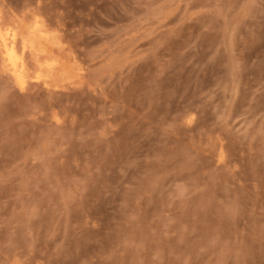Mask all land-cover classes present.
Here are the masks:
<instances>
[{"label":"rangeland","instance_id":"rangeland-1","mask_svg":"<svg viewBox=\"0 0 264 264\" xmlns=\"http://www.w3.org/2000/svg\"><path fill=\"white\" fill-rule=\"evenodd\" d=\"M0 27V264H264V0H0Z\"/></svg>","mask_w":264,"mask_h":264},{"label":"bare ground","instance_id":"bare-ground-1","mask_svg":"<svg viewBox=\"0 0 264 264\" xmlns=\"http://www.w3.org/2000/svg\"><path fill=\"white\" fill-rule=\"evenodd\" d=\"M4 30H6V29H4ZM4 30H2L0 27V47H1L0 49L2 51L1 53H3L4 58L9 63V66H10L14 76L16 78H20L21 72H22L21 71L22 67L16 61L17 60V53H16L15 46H14L15 33L14 32L8 33L6 31L3 33L2 31H4ZM31 43H30V46H31ZM33 45L35 46L34 43L32 44V47H34ZM36 49H38V51H39V48H36Z\"/></svg>","mask_w":264,"mask_h":264}]
</instances>
